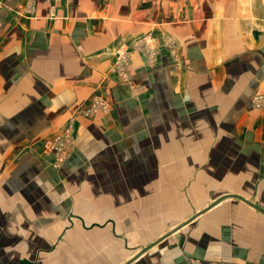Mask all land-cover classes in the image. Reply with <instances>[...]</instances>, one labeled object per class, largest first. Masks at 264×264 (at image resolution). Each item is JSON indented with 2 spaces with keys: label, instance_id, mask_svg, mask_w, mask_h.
<instances>
[{
  "label": "crops",
  "instance_id": "0c3cea01",
  "mask_svg": "<svg viewBox=\"0 0 264 264\" xmlns=\"http://www.w3.org/2000/svg\"><path fill=\"white\" fill-rule=\"evenodd\" d=\"M16 91L25 127L83 112L81 167L4 171L0 264H264V0H3Z\"/></svg>",
  "mask_w": 264,
  "mask_h": 264
},
{
  "label": "rangeland",
  "instance_id": "374dc122",
  "mask_svg": "<svg viewBox=\"0 0 264 264\" xmlns=\"http://www.w3.org/2000/svg\"><path fill=\"white\" fill-rule=\"evenodd\" d=\"M1 1L3 4V0ZM143 41L145 42V39ZM139 44L138 48L144 50L145 53L152 50L151 47H147L146 44H143V46ZM130 64V56L126 49L122 48V51L118 52L115 57L114 70L119 74L121 80L126 83L129 82L128 69ZM18 97H20V93L17 91L10 93V95L6 97H3L2 94L0 95V107L5 108V110H0V135L10 138L7 142H0V183H2L5 178H8L9 174L14 176L16 174V168H18L17 171L22 170L23 179V174L28 168H30L29 170L31 171L32 168L37 165H45L41 158L47 159L48 163L50 160L51 166L54 169L64 167L66 164L70 163V161L74 163V168L81 167L75 165V161L73 160L75 152H79L76 149L80 144V142L76 140V126L73 122L76 121L75 115L82 114L83 116V112L49 111L42 116L40 114L41 118L39 121H42V123L37 121V123L33 124L31 127H25L23 126L25 120L24 116H22V110H15L14 108L16 106L15 100ZM104 108V102H102L100 98H96L93 101V108H91V110L86 109L84 113L91 116L90 114L98 110H104ZM27 131L30 132L29 136L26 135ZM10 168H12V171L9 170ZM6 170L11 171V173L7 174L8 171L4 174ZM91 175V183H103L102 178L98 175L96 176L95 172H92ZM27 181L29 182L31 179H27ZM68 181L70 182L72 180L60 179V182ZM75 181H85V177L83 175L77 176ZM105 181L111 182L108 179H105ZM33 183L34 181L32 184ZM34 187L35 185H30L28 188L24 187L22 193H33ZM28 195L33 197L32 194ZM22 197H24L23 194ZM244 208V213L250 212L249 214L251 215H258L257 210L252 208L250 211L247 207ZM251 221L253 224L255 223L254 218H251Z\"/></svg>",
  "mask_w": 264,
  "mask_h": 264
},
{
  "label": "built area",
  "instance_id": "2783aa9c",
  "mask_svg": "<svg viewBox=\"0 0 264 264\" xmlns=\"http://www.w3.org/2000/svg\"><path fill=\"white\" fill-rule=\"evenodd\" d=\"M1 5H2V1L0 0V6ZM254 105L256 108L264 110V94L260 93L255 96ZM191 264H202V263L194 261ZM207 264H222V263L213 262V263H207Z\"/></svg>",
  "mask_w": 264,
  "mask_h": 264
}]
</instances>
